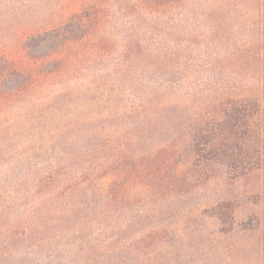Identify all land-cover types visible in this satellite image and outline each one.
I'll return each instance as SVG.
<instances>
[{
	"label": "rangeland",
	"instance_id": "rangeland-1",
	"mask_svg": "<svg viewBox=\"0 0 264 264\" xmlns=\"http://www.w3.org/2000/svg\"><path fill=\"white\" fill-rule=\"evenodd\" d=\"M82 13L148 52L120 64L101 103L91 77L116 48L61 94L0 104V147L13 150L0 154V264H264V0H0V73L38 69L58 43L29 53L25 40ZM221 102L242 110L227 148ZM199 126L217 142L196 159ZM49 148L73 168L50 189L15 185L28 164L58 159ZM125 160L146 170L123 185Z\"/></svg>",
	"mask_w": 264,
	"mask_h": 264
},
{
	"label": "trees",
	"instance_id": "trees-1",
	"mask_svg": "<svg viewBox=\"0 0 264 264\" xmlns=\"http://www.w3.org/2000/svg\"><path fill=\"white\" fill-rule=\"evenodd\" d=\"M179 1L180 0H167V7L174 6L175 3ZM101 23V20L82 13L81 15H74L67 20L61 21L56 29L29 36L25 40L26 42L24 41V48L27 49L29 53L31 48L40 47L50 40L57 41L58 47L47 54L42 60V63L35 67L38 69L31 68V66H22L18 68L14 63H10L9 66H6L3 69V73H0V104H8L17 95L27 93L34 88L39 89L41 93H48L50 86L55 84L58 85L52 91L61 94L69 88L71 81H73L75 77L82 75V72L88 69L86 66H100L101 68V65H103L106 60H110L111 52L116 48L122 55L115 58L116 60L113 64H109L113 65V68L106 67L101 70V75L91 77V84L93 86L91 93H94V96H98L95 100L98 101L97 103L103 102L105 94L111 93L107 88L111 83L114 73L119 67L123 69V66H120V64L129 65L131 63V66H133L135 63L140 62L141 57L145 56L148 51L145 49L144 42L136 37H126L119 40V42L115 34H112L111 31L101 33L99 31ZM176 26L181 27L180 24L174 27ZM133 57L135 58L134 60ZM138 65L140 66L141 64ZM139 66H136L137 71ZM10 77L12 81L22 79V82L20 85L7 90L6 82L9 81ZM216 108L217 111L221 112L222 118L219 121V125H221L223 133L225 134L224 139H222V146L224 145V148H227L228 145L227 143H223L224 140L231 141L232 139V141H236L237 139V135L233 133V131L238 125L242 110L233 102L232 105L231 103L221 102L217 107L215 106V109ZM52 136L56 138L55 134ZM216 142V135L213 131L199 126L192 137L191 151L197 159L201 157L202 153L207 151V149H211L210 152L212 153L213 150H215L212 148H215ZM6 144V138L0 133V145ZM41 149H44V147ZM48 150L52 152L59 151L57 148H49ZM164 152L166 151L161 150L159 156L163 157ZM12 153V149L0 147V154L6 155ZM71 156L72 154L70 153L59 151L58 159L37 164H28V166L18 174L15 185L24 189L27 188L28 191L38 189L39 192L43 189H50L55 184L56 176L59 175V170L68 171L73 168ZM156 161V159L152 160L151 165ZM5 163L6 162L0 164V166L5 165ZM123 164V173L125 175L123 179L121 177L124 181L123 185L126 181H130L131 179H139L146 170V167L142 168V165L138 164V161L135 160H125ZM95 173V176L98 178L103 177L105 174L104 171L101 170H97ZM118 188H120L119 182L115 180L111 185L110 192L116 193Z\"/></svg>",
	"mask_w": 264,
	"mask_h": 264
}]
</instances>
